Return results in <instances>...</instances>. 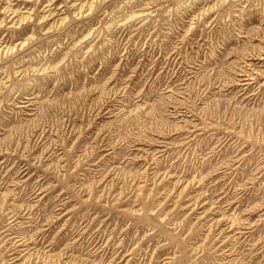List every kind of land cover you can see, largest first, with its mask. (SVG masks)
Returning <instances> with one entry per match:
<instances>
[{
	"label": "rangeland",
	"instance_id": "rangeland-1",
	"mask_svg": "<svg viewBox=\"0 0 264 264\" xmlns=\"http://www.w3.org/2000/svg\"><path fill=\"white\" fill-rule=\"evenodd\" d=\"M0 264H264V0H0Z\"/></svg>",
	"mask_w": 264,
	"mask_h": 264
},
{
	"label": "bare ground",
	"instance_id": "bare-ground-1",
	"mask_svg": "<svg viewBox=\"0 0 264 264\" xmlns=\"http://www.w3.org/2000/svg\"><path fill=\"white\" fill-rule=\"evenodd\" d=\"M98 1H99V0H98ZM226 1H227V0H226ZM77 2H78V1H77ZM94 2H95V0H94ZM219 2H220V1H219ZM221 2H222V1H221ZM74 3H75V2H74ZM86 3H87V2H86ZM224 3H225V2H224ZM220 4H222V3H220ZM84 5H85V3H84ZM84 5L82 4V6H84ZM86 5H87V4H86ZM91 5H92V4H91ZM216 5H217V3H216ZM5 6H6V5H5ZM70 6H71V5H70ZM1 7H2V6H1ZM212 7H213V6H212ZM89 8L92 9L93 7L90 6ZM7 9H8V8H7ZM80 9H81V8H80ZM80 9H79V10H80ZM86 9H87V8H86ZM210 9H211V8H210ZM81 10L83 11V9H81ZM81 10H80V11H81ZM211 10H212V9H211ZM5 11H6V10H5ZM77 11H78V10H77ZM131 11H132V10H131ZM17 12H18V11H17ZM89 12H90V10H89ZM202 12H203V11H202ZM211 12H212V11H211ZM14 15H15V14H13V16H14ZM50 15H51V14H50ZM76 15H77V14H76ZM44 17H45V16H44ZM47 17H48V16H47ZM29 18H30V17H29ZM42 18H43V17H42ZM129 18H130V17H129ZM20 19H21V18H20ZM24 19H25V18H24ZM40 19H41V18H40ZM45 19H46V17L44 18V20H45ZM21 20H22V19H21ZM30 20H31V19H30ZM57 20H58V19H57ZM2 21H3V20H2ZM19 21H20V20H19ZM26 21H27V20H26ZM26 21H24V22H26ZM41 21H42V19H41ZM16 22H17V20H16ZM64 22H65V21H64ZM19 23L21 24L22 22H19ZM61 23H62V22H61ZM61 23H60V24H61ZM2 24H3V23H2ZM53 24H54V23H53ZM56 24H57V23H56ZM10 25L13 26L12 23H11ZM10 25H9V27H10ZM57 25H58V24H57ZM52 26H53V25H52ZM52 26H51V27H52ZM26 44H27V43H26ZM23 46H25V44H23ZM7 49H8V48H7ZM10 50H11V48H10ZM13 50H15V49H13ZM13 52H14V51H13ZM10 53H11V52H10ZM22 174H23V173H22ZM31 257H32V256H31Z\"/></svg>",
	"mask_w": 264,
	"mask_h": 264
}]
</instances>
